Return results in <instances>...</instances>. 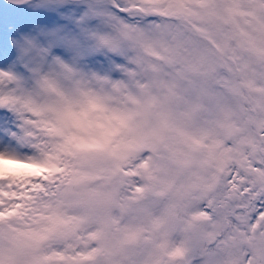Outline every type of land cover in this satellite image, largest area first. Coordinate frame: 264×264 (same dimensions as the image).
I'll use <instances>...</instances> for the list:
<instances>
[{
    "label": "snow or ice",
    "instance_id": "6c2138e0",
    "mask_svg": "<svg viewBox=\"0 0 264 264\" xmlns=\"http://www.w3.org/2000/svg\"><path fill=\"white\" fill-rule=\"evenodd\" d=\"M0 264H264V0H0Z\"/></svg>",
    "mask_w": 264,
    "mask_h": 264
},
{
    "label": "rangeland",
    "instance_id": "374dc122",
    "mask_svg": "<svg viewBox=\"0 0 264 264\" xmlns=\"http://www.w3.org/2000/svg\"><path fill=\"white\" fill-rule=\"evenodd\" d=\"M5 163L8 164L9 167H20L19 165L11 164L9 162H5Z\"/></svg>",
    "mask_w": 264,
    "mask_h": 264
}]
</instances>
